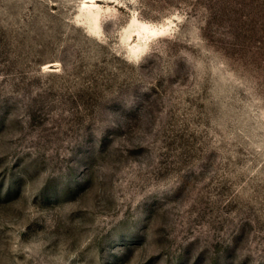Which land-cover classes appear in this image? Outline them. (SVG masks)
Listing matches in <instances>:
<instances>
[{"label": "rangeland", "instance_id": "374dc122", "mask_svg": "<svg viewBox=\"0 0 264 264\" xmlns=\"http://www.w3.org/2000/svg\"><path fill=\"white\" fill-rule=\"evenodd\" d=\"M0 264H264V0H0Z\"/></svg>", "mask_w": 264, "mask_h": 264}]
</instances>
